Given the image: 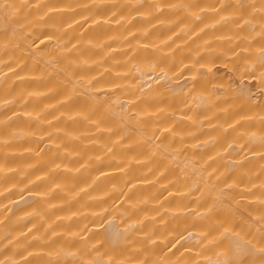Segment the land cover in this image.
<instances>
[{
	"label": "bare ground",
	"instance_id": "obj_1",
	"mask_svg": "<svg viewBox=\"0 0 264 264\" xmlns=\"http://www.w3.org/2000/svg\"><path fill=\"white\" fill-rule=\"evenodd\" d=\"M0 264H264V0H0Z\"/></svg>",
	"mask_w": 264,
	"mask_h": 264
}]
</instances>
